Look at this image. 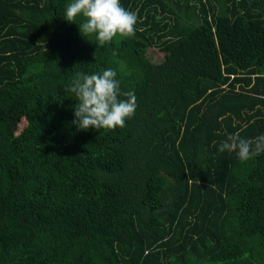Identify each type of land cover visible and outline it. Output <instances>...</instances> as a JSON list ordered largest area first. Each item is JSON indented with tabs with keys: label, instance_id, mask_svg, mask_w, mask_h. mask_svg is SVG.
I'll use <instances>...</instances> for the list:
<instances>
[{
	"label": "trees",
	"instance_id": "obj_1",
	"mask_svg": "<svg viewBox=\"0 0 264 264\" xmlns=\"http://www.w3.org/2000/svg\"><path fill=\"white\" fill-rule=\"evenodd\" d=\"M69 2L0 0V264H264V153L218 151L264 135V0H120L103 46ZM109 68L135 115L78 130L66 88Z\"/></svg>",
	"mask_w": 264,
	"mask_h": 264
},
{
	"label": "clouds",
	"instance_id": "obj_2",
	"mask_svg": "<svg viewBox=\"0 0 264 264\" xmlns=\"http://www.w3.org/2000/svg\"><path fill=\"white\" fill-rule=\"evenodd\" d=\"M77 17L83 18L79 24L81 34L86 38L95 35L100 46L117 35L131 37L136 31V13L123 7L120 0H70L65 19L75 23ZM116 77L117 72L111 68L102 73L75 74L66 91L76 100L72 123L78 130L115 131L126 127V121L134 117L137 97L134 91H122ZM218 151L235 152L241 162L248 161L264 153V135L253 140L241 138L239 132L228 134Z\"/></svg>",
	"mask_w": 264,
	"mask_h": 264
},
{
	"label": "rangeland",
	"instance_id": "obj_3",
	"mask_svg": "<svg viewBox=\"0 0 264 264\" xmlns=\"http://www.w3.org/2000/svg\"><path fill=\"white\" fill-rule=\"evenodd\" d=\"M147 53L149 54V57L151 58V60L158 61L162 57L163 52L157 49L156 47L148 46ZM24 122H25L24 118L20 119L16 124L17 129H19L23 125Z\"/></svg>",
	"mask_w": 264,
	"mask_h": 264
}]
</instances>
